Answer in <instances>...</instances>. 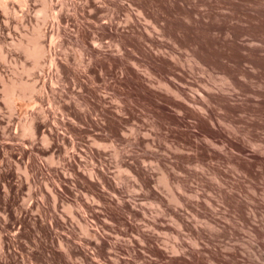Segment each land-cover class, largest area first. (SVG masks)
Here are the masks:
<instances>
[{"label": "rangeland", "instance_id": "374dc122", "mask_svg": "<svg viewBox=\"0 0 264 264\" xmlns=\"http://www.w3.org/2000/svg\"><path fill=\"white\" fill-rule=\"evenodd\" d=\"M51 1L0 13V264H264V168L232 165L264 157V0Z\"/></svg>", "mask_w": 264, "mask_h": 264}, {"label": "bare ground", "instance_id": "6f19581e", "mask_svg": "<svg viewBox=\"0 0 264 264\" xmlns=\"http://www.w3.org/2000/svg\"><path fill=\"white\" fill-rule=\"evenodd\" d=\"M28 2L29 0H0V13L2 14L3 17L5 18H9L12 17L14 19H18L20 18V16H18L17 12L14 9V5H18V7L20 8L19 10H21L22 12L24 10H26V8L28 7ZM62 6L63 2L56 0V6ZM53 2L51 0H42L41 6L36 10L37 16L38 17H42V21H46L47 17L49 16V11L51 9L52 11V7H53ZM131 15V14H130ZM49 18V17H48ZM46 19V20H45ZM52 22L54 24H52L53 26H56V31H59V15L55 12L52 15ZM187 21V20H186ZM130 22V21H129ZM7 23V22H6ZM116 24V23H115ZM37 25L32 33L28 36V35H21V37L23 36V40H19L17 41V43H11L10 45L15 47L16 49L20 50L22 52V54L24 55V57L26 59H29L31 61V67H32V71H35L37 69H44L42 64H43V60H45L46 57L51 56L52 53H54V51L56 50L54 48L55 44L52 47V45H49V47L45 48V44L43 45V43L41 42V38L43 36H45V33L43 34V30ZM144 29V28H143ZM186 30V29H185ZM228 30V29H227ZM47 31V30H46ZM44 31V32H46ZM228 32V31H227ZM53 33V32H52ZM117 33V32H116ZM202 33V32H201ZM229 34V33H228ZM236 34V33H235ZM230 35V34H229ZM205 36V35H204ZM228 36V35H227ZM233 36V35H232ZM224 38V37H223ZM46 39V38H45ZM200 40V39H199ZM228 40V39H227ZM50 42V41H49ZM50 43V44H51ZM194 43V42H193ZM94 44V43H93ZM96 44V43H95ZM197 46V45H196ZM117 47V46H116ZM221 47V46H220ZM245 47V46H244ZM96 48V47H95ZM113 48V47H112ZM217 48V47H216ZM233 48V47H232ZM253 48V47H252ZM257 48V47H256ZM119 49V48H118ZM230 49V48H229ZM107 50V49H106ZM59 51V50H58ZM248 51V50H247ZM9 53V52H8ZM6 51H4V45L2 43H0V63L5 65L7 63L8 57ZM252 53V52H251ZM229 54V53H228ZM254 54V53H253ZM230 55V54H229ZM9 56V55H8ZM244 57V56H243ZM247 57V56H245ZM233 58V57H232ZM240 58V57H239ZM243 59V58H242ZM245 59V58H244ZM262 60V59H261ZM52 61V60H51ZM242 61V60H241ZM106 62V61H105ZM49 63V62H48ZM239 63V62H238ZM48 65V64H47ZM53 65V64H52ZM43 66V67H42ZM4 67V66H3ZM51 67V65H50ZM257 67V66H256ZM48 68V67H47ZM46 68V69H47ZM57 70V66L55 67ZM35 69V70H34ZM45 69V70H46ZM52 70V67L50 68ZM49 69V70H50ZM1 70V69H0ZM50 70V71H51ZM42 71V70H41ZM40 71V72H41ZM53 71V70H52ZM51 71V72H52ZM49 74V72H48ZM249 74V73H248ZM2 78L1 75V71H0V80ZM133 81V80H132ZM2 82V87L4 89V99L5 102L10 105L13 106V103L15 101V99H20L22 97H24V90H30L33 92V86L21 81V80H15V81H10L9 83H6L4 81ZM168 85V84H167ZM175 89H167L169 92L173 93L176 97H182L186 99L185 93L182 89H179L177 87H173ZM205 89V88H204ZM197 90V89H196ZM196 92V91H194ZM199 92V91H198ZM206 93V92H205ZM190 94V93H189ZM191 95V94H190ZM255 95V94H254ZM259 95V94H258ZM207 97H209L208 95H206ZM212 97V96H211ZM264 97V96H263ZM195 98V97H194ZM194 98H192L191 100H189L192 104L196 105V108L200 110H205L204 112H209V107H208V101H206V104L204 103H200L197 102V100H195ZM201 98V97H200ZM197 99V98H196ZM202 99V98H201ZM262 99V97H261ZM264 99V98H263ZM181 100V99H180ZM200 101V100H199ZM172 102V101H171ZM203 102V101H202ZM256 102V101H255ZM198 106V107H197ZM263 106V105H262ZM191 107V106H189ZM160 108H162L160 106ZM102 109V108H101ZM118 109V108H117ZM180 110H184L182 106H179ZM211 110V109H210ZM203 112V111H202ZM200 112V113H202ZM206 114V113H205ZM204 114V115H205ZM112 115V114H111ZM204 118V117H203ZM197 121L199 122V127L201 130L205 131V126H204V121L203 119H197ZM210 121V120H209ZM198 124V123H197ZM256 124V123H255ZM192 125V124H191ZM179 126V125H178ZM215 127V126H214ZM22 132L26 135H29L30 137H32L35 134V126H34V118H31L29 120H27L26 122H24L22 124ZM216 129V128H215ZM207 131V130H206ZM248 131L246 130V133ZM206 137L207 138H211L212 136L210 135V133L207 131L206 132ZM209 141V140H208ZM225 142H227V144L234 148L235 150H239V147L233 143L232 140H226ZM252 142V141H251ZM216 144V143H215ZM251 144V143H250ZM253 145H257L260 150L262 149V146L259 144H256L255 142L253 143ZM225 148V147H224ZM230 149V148H229ZM263 152V151H262ZM235 153V152H234ZM237 153V152H236ZM250 153V152H249ZM262 154V153H261ZM228 157V156H227ZM248 158V157H247ZM250 158L254 159L255 161L252 163L250 160H244L241 163L237 162V161H233V170L235 172H238L241 174V176H243V178H246L247 176H251L252 175V168L254 166H257L259 168H264V157H262L260 154L257 153H252V155L250 156ZM235 159V158H234ZM232 167V166H231ZM257 170V169H256ZM258 171V170H257ZM237 173V174H238ZM254 173V172H253ZM220 174V173H219ZM165 178V177H164ZM216 179V178H215ZM218 180V179H217ZM221 190V189H220ZM227 192V191H226ZM238 193V192H237ZM236 194V193H235ZM228 195V194H227ZM232 196V195H231ZM236 197V196H235ZM238 197V196H237ZM221 198V196H220ZM177 199V198H176ZM236 199V198H235ZM247 199V198H246ZM244 200V199H243ZM179 201V200H178ZM232 202L234 203L235 208H239L240 204L237 200H232ZM228 203V202H227ZM235 211V210H234ZM256 211V210H255ZM238 212V211H237ZM243 213V212H242ZM249 213V212H248ZM238 214V213H237ZM247 214V212H246ZM251 215V213H249ZM256 214V213H253ZM250 215L248 217H250ZM247 216V215H246ZM247 217V218H248ZM256 218V216H254ZM244 218V217H243ZM246 218V217H245ZM233 219V218H232ZM236 219V218H235ZM234 219V220H235ZM253 219V218H252ZM228 220V219H227ZM237 220V219H236ZM254 220V219H253ZM244 221V220H243ZM251 221V220H250ZM215 223V222H214ZM242 223V222H241ZM240 224V223H239ZM246 225V224H245ZM254 225V223H253ZM223 226V225H222ZM243 227V226H242ZM263 229H264V223L262 225ZM261 229V227H260ZM241 230V229H240ZM262 230V229H261ZM255 231V230H254ZM263 231V230H262ZM245 235V234H244ZM258 236V235H257ZM243 237V236H242ZM202 238V237H201ZM258 240V239H257ZM256 242V241H255ZM260 243V242H259ZM254 245V243H251ZM196 245V244H195ZM255 247V246H254ZM258 247V246H257ZM232 249V248H231ZM258 249V248H257ZM220 251V250H219ZM229 253V252H228ZM227 254V253H226ZM196 257V256H195ZM220 258V257H219ZM211 261V260H210ZM198 262V261H196ZM212 262V263H211ZM210 264H218V262L216 260L211 261ZM222 264V263H221Z\"/></svg>", "mask_w": 264, "mask_h": 264}]
</instances>
